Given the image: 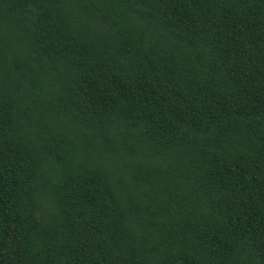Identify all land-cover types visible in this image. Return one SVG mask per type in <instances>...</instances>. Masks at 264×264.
<instances>
[{
	"label": "trees",
	"instance_id": "obj_1",
	"mask_svg": "<svg viewBox=\"0 0 264 264\" xmlns=\"http://www.w3.org/2000/svg\"><path fill=\"white\" fill-rule=\"evenodd\" d=\"M0 264H264V0H0Z\"/></svg>",
	"mask_w": 264,
	"mask_h": 264
}]
</instances>
